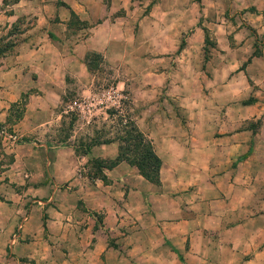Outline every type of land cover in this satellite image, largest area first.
I'll return each instance as SVG.
<instances>
[{
  "label": "crops",
  "instance_id": "crops-1",
  "mask_svg": "<svg viewBox=\"0 0 264 264\" xmlns=\"http://www.w3.org/2000/svg\"><path fill=\"white\" fill-rule=\"evenodd\" d=\"M93 54L156 184L106 109L64 134ZM0 264H264V0H0Z\"/></svg>",
  "mask_w": 264,
  "mask_h": 264
},
{
  "label": "rangeland",
  "instance_id": "rangeland-1",
  "mask_svg": "<svg viewBox=\"0 0 264 264\" xmlns=\"http://www.w3.org/2000/svg\"><path fill=\"white\" fill-rule=\"evenodd\" d=\"M83 33L84 32L80 33V35ZM179 47H181V45ZM96 55L97 56L93 57V61L91 63V66L94 70H96L95 78L91 87L92 94L89 95L90 97L88 98L70 97L71 100L76 99V101L84 102L85 107L81 111L76 112L74 110H69L67 105V111L69 113L67 114V118L64 120V134H71L74 135V137H77L79 133H83L84 131V126H82V124L80 126L78 123L80 124V122L84 121L86 118L91 120L103 117L105 116L104 109H106L105 112L107 116L105 117L107 119H113V125H115V129L120 132L119 135L122 137L124 136V131H127L125 130V125H133L135 128L133 122L136 116H138V111H130V96L132 95L131 90L141 85L142 82L141 79L135 76L133 79L132 77L125 78L126 75L124 73L126 72L122 66L117 69L118 71L115 73L117 76L112 75L111 70L106 67L105 62L102 61V56L99 54ZM120 80L124 81V88L116 93L111 88L115 87L117 84L116 82ZM161 96L162 95H157V97ZM170 102L174 103L173 101ZM100 107H103V110H100ZM110 126H112V124L108 123L104 129H108ZM108 243L113 244L112 239H109Z\"/></svg>",
  "mask_w": 264,
  "mask_h": 264
},
{
  "label": "trees",
  "instance_id": "trees-1",
  "mask_svg": "<svg viewBox=\"0 0 264 264\" xmlns=\"http://www.w3.org/2000/svg\"><path fill=\"white\" fill-rule=\"evenodd\" d=\"M92 55L90 62L92 63ZM127 131H124V136L121 140L124 141L120 149V157L125 158L131 164L135 165L139 174L150 183H158L159 159L154 154L150 141L139 133L133 125H125ZM130 157H126V154Z\"/></svg>",
  "mask_w": 264,
  "mask_h": 264
},
{
  "label": "built area",
  "instance_id": "built-area-1",
  "mask_svg": "<svg viewBox=\"0 0 264 264\" xmlns=\"http://www.w3.org/2000/svg\"><path fill=\"white\" fill-rule=\"evenodd\" d=\"M84 107H85V103L84 102H81V101H72L68 105V109L69 110H74L76 112L81 111Z\"/></svg>",
  "mask_w": 264,
  "mask_h": 264
}]
</instances>
